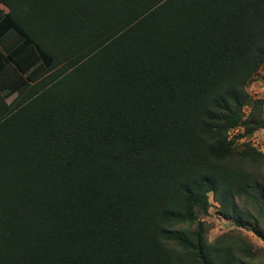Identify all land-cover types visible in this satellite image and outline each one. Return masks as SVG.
Returning <instances> with one entry per match:
<instances>
[{
  "label": "trees",
  "instance_id": "16d2710c",
  "mask_svg": "<svg viewBox=\"0 0 264 264\" xmlns=\"http://www.w3.org/2000/svg\"><path fill=\"white\" fill-rule=\"evenodd\" d=\"M0 4V264H264V0Z\"/></svg>",
  "mask_w": 264,
  "mask_h": 264
},
{
  "label": "rangeland",
  "instance_id": "374dc122",
  "mask_svg": "<svg viewBox=\"0 0 264 264\" xmlns=\"http://www.w3.org/2000/svg\"><path fill=\"white\" fill-rule=\"evenodd\" d=\"M247 90L252 98H258L264 100V68L259 70L253 77V80L250 82V84L247 87ZM12 95L10 97H7V102L11 101L13 97ZM247 110V108H245ZM242 133L243 129L241 127H238L234 130H232L230 133ZM247 141H249L254 147L261 150L264 153V129L256 131L253 135L250 137L245 138ZM244 139H241L243 141ZM264 172V168L262 169ZM210 215L207 218L208 222L210 223V229L208 238L213 239L217 235H219L222 232H225L227 230L234 229L233 226H231L228 223H225L223 220L219 219L214 212V209H210ZM242 233L248 238V240L252 243L253 249L255 251L261 252V256L264 258V243L258 239L252 232L247 230H242Z\"/></svg>",
  "mask_w": 264,
  "mask_h": 264
},
{
  "label": "crops",
  "instance_id": "0c3cea01",
  "mask_svg": "<svg viewBox=\"0 0 264 264\" xmlns=\"http://www.w3.org/2000/svg\"><path fill=\"white\" fill-rule=\"evenodd\" d=\"M0 12L1 13H5V12H7V8L4 6V5H2V4H0ZM10 97V96H9Z\"/></svg>",
  "mask_w": 264,
  "mask_h": 264
}]
</instances>
